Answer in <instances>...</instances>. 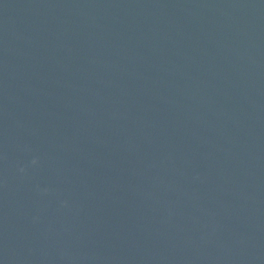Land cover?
Returning <instances> with one entry per match:
<instances>
[{
  "label": "water",
  "instance_id": "obj_1",
  "mask_svg": "<svg viewBox=\"0 0 264 264\" xmlns=\"http://www.w3.org/2000/svg\"><path fill=\"white\" fill-rule=\"evenodd\" d=\"M0 264H264V0H0Z\"/></svg>",
  "mask_w": 264,
  "mask_h": 264
}]
</instances>
